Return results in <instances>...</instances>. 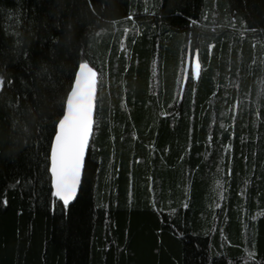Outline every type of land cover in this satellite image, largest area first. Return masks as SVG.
<instances>
[{"label": "trees", "instance_id": "trees-1", "mask_svg": "<svg viewBox=\"0 0 264 264\" xmlns=\"http://www.w3.org/2000/svg\"><path fill=\"white\" fill-rule=\"evenodd\" d=\"M81 62L66 207L51 141ZM0 78V264H264V0H0Z\"/></svg>", "mask_w": 264, "mask_h": 264}, {"label": "snow or ice", "instance_id": "snow-or-ice-1", "mask_svg": "<svg viewBox=\"0 0 264 264\" xmlns=\"http://www.w3.org/2000/svg\"><path fill=\"white\" fill-rule=\"evenodd\" d=\"M3 83L0 78V86ZM96 87L97 73L87 62H81L67 94L63 116L54 129L49 169L52 196L63 201L65 206L75 197L80 183L84 153L92 130Z\"/></svg>", "mask_w": 264, "mask_h": 264}, {"label": "water", "instance_id": "water-1", "mask_svg": "<svg viewBox=\"0 0 264 264\" xmlns=\"http://www.w3.org/2000/svg\"><path fill=\"white\" fill-rule=\"evenodd\" d=\"M96 97H97V87H96V92H95V97H94V100H93V109H92V120H93V124H92V130H91V133H90V136H89V141H88V146L86 147L85 149V153H84V160H83V167L81 169V176H80V183L79 185L77 186V190H76V195L75 197L69 202V204L66 206V207H69L71 205H73L78 197V194H79V190H80V186H81V183H82V177H83V171H84V165H85V161H86V158H87V155H88V151H89V147H90V143H91V139H92V134H93V128H94V115H95V104H96ZM50 156H51V153H50ZM50 167H51V159H50ZM50 177H51V172H50ZM51 187H52V183H51ZM53 198L59 202H61L63 205V201H60L58 200L56 197L53 196ZM65 206V205H64Z\"/></svg>", "mask_w": 264, "mask_h": 264}]
</instances>
